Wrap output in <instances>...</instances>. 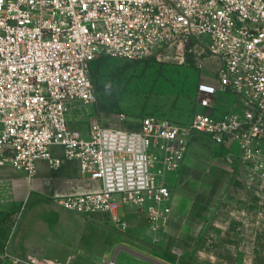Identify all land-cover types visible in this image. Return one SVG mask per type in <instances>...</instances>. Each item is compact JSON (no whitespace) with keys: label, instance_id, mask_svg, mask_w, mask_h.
I'll use <instances>...</instances> for the list:
<instances>
[{"label":"built area","instance_id":"2783aa9c","mask_svg":"<svg viewBox=\"0 0 264 264\" xmlns=\"http://www.w3.org/2000/svg\"><path fill=\"white\" fill-rule=\"evenodd\" d=\"M186 43L217 59L218 89L233 93L238 108L217 112L211 89L200 88L186 121L147 113L139 128L101 121L86 133L71 127L73 103L98 100L100 58L162 60ZM199 137L264 179V0H0V167L31 179L40 160L62 165L51 150L60 145L101 188L54 202L77 214L110 212L121 230L128 224L118 208L133 205L156 233L172 212L168 179ZM20 216L8 218L12 231ZM6 255L12 264H38Z\"/></svg>","mask_w":264,"mask_h":264},{"label":"crops","instance_id":"0c3cea01","mask_svg":"<svg viewBox=\"0 0 264 264\" xmlns=\"http://www.w3.org/2000/svg\"><path fill=\"white\" fill-rule=\"evenodd\" d=\"M229 96L232 102L225 109L220 106V111L238 108L237 97ZM74 108L72 105L68 111L70 125L86 133L91 123L81 125L80 116L72 111ZM206 141L194 139L178 176L169 177L172 212L158 232L149 228L143 212L133 205L118 208L128 224L126 230L116 227L110 212L87 214L119 233L120 246L125 251L120 264H264V249L256 244L263 226V214L257 217L256 209L261 203L263 207L264 179L247 167L208 169ZM51 150L63 158L62 165L54 168L48 161L40 160L31 179L23 170L0 167V264H12L6 254L22 256L14 245H9L6 218L19 210L13 209L24 204L31 192L53 199L101 188L98 180L82 175L77 159L64 158L60 145H53ZM197 151L204 153L200 155ZM216 151L219 153L217 148ZM228 163L241 165L237 160ZM112 254L118 261V247Z\"/></svg>","mask_w":264,"mask_h":264},{"label":"rangeland","instance_id":"374dc122","mask_svg":"<svg viewBox=\"0 0 264 264\" xmlns=\"http://www.w3.org/2000/svg\"><path fill=\"white\" fill-rule=\"evenodd\" d=\"M167 52L168 56L162 60L100 58L93 73L97 102L73 103L75 108L72 111L80 116L81 125L101 121L113 126L139 128L142 116L147 113L186 121L196 109L200 88L208 92L211 89L207 94L218 108L229 107L232 102L229 95L234 94L218 89L214 76L217 59L214 56L205 50L193 51L191 43L172 46ZM201 62L203 68L198 66ZM205 139L208 169L245 168L236 163L229 164L222 157V148ZM209 156L216 158L209 159ZM16 209L19 210L6 218L8 220L21 211L13 231V222L8 221L9 245H14L20 255L38 264H104L103 260L111 259L117 247L120 252L118 263L123 261L125 251L121 249L119 233L113 227L63 209L46 194L31 192L24 204L13 210ZM259 214H263V226L257 236L260 241L256 244L264 249V202L263 207L261 203L256 209V216Z\"/></svg>","mask_w":264,"mask_h":264}]
</instances>
